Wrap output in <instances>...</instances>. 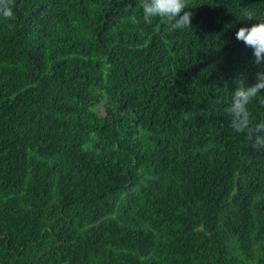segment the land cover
Listing matches in <instances>:
<instances>
[{
    "label": "trees",
    "instance_id": "obj_1",
    "mask_svg": "<svg viewBox=\"0 0 264 264\" xmlns=\"http://www.w3.org/2000/svg\"><path fill=\"white\" fill-rule=\"evenodd\" d=\"M187 2L172 33L140 0L0 16V264H264V150L225 112L264 0Z\"/></svg>",
    "mask_w": 264,
    "mask_h": 264
},
{
    "label": "clouds",
    "instance_id": "obj_2",
    "mask_svg": "<svg viewBox=\"0 0 264 264\" xmlns=\"http://www.w3.org/2000/svg\"><path fill=\"white\" fill-rule=\"evenodd\" d=\"M13 0H0V16L7 20H13ZM143 12V21L151 24L153 19L159 20L165 25L167 32L185 28L191 29L192 12L186 11L187 0H140ZM245 20H253L254 13L248 9H241ZM9 28L13 25L9 24ZM235 39L243 42L246 47L253 50V64L264 66V22L253 24L251 27H241L235 33ZM264 70L256 71L255 83L248 85L244 78L235 80V88L232 92L231 103L225 112L230 118V127L236 133L244 134L256 150H264V121L253 123L252 114L248 105L256 100L264 106Z\"/></svg>",
    "mask_w": 264,
    "mask_h": 264
},
{
    "label": "rangeland",
    "instance_id": "obj_3",
    "mask_svg": "<svg viewBox=\"0 0 264 264\" xmlns=\"http://www.w3.org/2000/svg\"><path fill=\"white\" fill-rule=\"evenodd\" d=\"M102 103L103 101L96 107V110L100 113V114H103L104 113V110L102 108Z\"/></svg>",
    "mask_w": 264,
    "mask_h": 264
}]
</instances>
